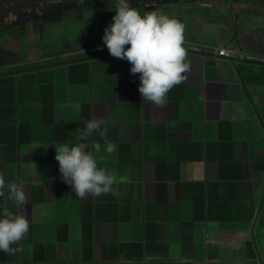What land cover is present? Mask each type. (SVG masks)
<instances>
[{
  "label": "crops",
  "instance_id": "0c3cea01",
  "mask_svg": "<svg viewBox=\"0 0 264 264\" xmlns=\"http://www.w3.org/2000/svg\"><path fill=\"white\" fill-rule=\"evenodd\" d=\"M169 17L185 25L190 70L163 106L142 101L131 64L104 43L86 49L82 32L41 60L0 42V171L28 198L17 208L6 192L0 206L30 223L0 264H264V19L212 2ZM92 119L117 150L95 132L85 150L119 179L78 199L55 145L76 144Z\"/></svg>",
  "mask_w": 264,
  "mask_h": 264
},
{
  "label": "clouds",
  "instance_id": "9594fccd",
  "mask_svg": "<svg viewBox=\"0 0 264 264\" xmlns=\"http://www.w3.org/2000/svg\"><path fill=\"white\" fill-rule=\"evenodd\" d=\"M83 4L84 0H78ZM115 15L112 23L104 30L102 37L109 54L114 58L127 60L131 64L130 73L139 74V93L142 101L156 106L167 103L168 93L186 79L190 70L185 47V25L162 11L153 10L141 13L131 6L130 0H112ZM127 46V47H126ZM80 105L74 106L79 119ZM86 127L77 128L76 144H56L55 159L59 164L61 179L70 185L76 198L84 199L91 195L99 197L111 191L118 182L114 170L100 167L97 158L83 141L93 132L104 141L105 151L112 155L117 145L107 137V127L103 120L92 119L84 122ZM32 149L40 148L33 144ZM48 147V146H47ZM46 147V148H47ZM95 152H100L101 144H93ZM17 207H24L28 198L23 185L9 182L0 171V197ZM30 223L26 215L14 212L5 203L0 206V251L15 255L22 249L20 243L27 239Z\"/></svg>",
  "mask_w": 264,
  "mask_h": 264
},
{
  "label": "flooded vegetation",
  "instance_id": "af4514ba",
  "mask_svg": "<svg viewBox=\"0 0 264 264\" xmlns=\"http://www.w3.org/2000/svg\"><path fill=\"white\" fill-rule=\"evenodd\" d=\"M210 1L192 0L191 3ZM130 3L141 13L159 10L171 16L179 14L189 2L130 0ZM242 7L241 14L260 15L256 9ZM114 8L112 0H84L83 4L78 0H0V42L18 45L32 59L41 60L61 46L70 47L68 42L58 44L63 34L82 32L83 45L93 49L103 43L104 30L115 15Z\"/></svg>",
  "mask_w": 264,
  "mask_h": 264
},
{
  "label": "water",
  "instance_id": "95a60500",
  "mask_svg": "<svg viewBox=\"0 0 264 264\" xmlns=\"http://www.w3.org/2000/svg\"><path fill=\"white\" fill-rule=\"evenodd\" d=\"M186 1L191 2L192 0ZM210 2L225 8L230 14H232L236 8H238L239 13H241L243 9L242 6L245 5L249 9L258 10L260 15L255 17L264 19V0H212Z\"/></svg>",
  "mask_w": 264,
  "mask_h": 264
},
{
  "label": "built area",
  "instance_id": "2783aa9c",
  "mask_svg": "<svg viewBox=\"0 0 264 264\" xmlns=\"http://www.w3.org/2000/svg\"><path fill=\"white\" fill-rule=\"evenodd\" d=\"M210 51L217 57H222L226 59L232 58L235 55L240 56L241 58L244 57L243 51H238L229 46H215L210 48Z\"/></svg>",
  "mask_w": 264,
  "mask_h": 264
}]
</instances>
